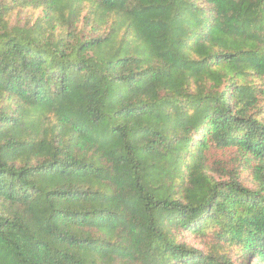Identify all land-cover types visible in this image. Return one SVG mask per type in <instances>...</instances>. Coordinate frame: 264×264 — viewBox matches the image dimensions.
<instances>
[{
    "label": "trees",
    "instance_id": "trees-1",
    "mask_svg": "<svg viewBox=\"0 0 264 264\" xmlns=\"http://www.w3.org/2000/svg\"><path fill=\"white\" fill-rule=\"evenodd\" d=\"M0 264H264V0H0Z\"/></svg>",
    "mask_w": 264,
    "mask_h": 264
}]
</instances>
